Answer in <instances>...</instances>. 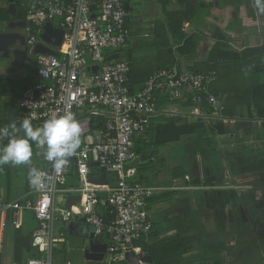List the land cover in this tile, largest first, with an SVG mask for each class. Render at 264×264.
Instances as JSON below:
<instances>
[{
    "label": "built area",
    "instance_id": "2783aa9c",
    "mask_svg": "<svg viewBox=\"0 0 264 264\" xmlns=\"http://www.w3.org/2000/svg\"><path fill=\"white\" fill-rule=\"evenodd\" d=\"M125 1L33 0L28 8L27 44L31 51L49 22H57L64 31L63 44L57 55L35 54L36 81L17 101L20 114L0 127L19 126L26 117L34 127H39L52 114L70 112L80 124L81 144L61 171H55L52 162L45 158L46 146L37 145L33 164L43 173L41 186L14 202L0 198L1 228L7 226L10 215L22 211H31L38 221L31 245L41 256L27 264H54V250L63 242L55 236V224L74 217L92 228L96 236L110 235L108 264L126 261L127 255L138 259V264H149L142 262L147 253L140 243L152 230L148 205L159 188L135 180L141 158L136 140L150 129V120L158 113L156 94L168 93L173 100H186L190 92L204 93L206 97L198 96L197 102L206 101L214 116L225 124L231 122L221 114L224 99L208 91L217 80L215 72L200 73L175 65L154 72L139 92L132 90L129 64L110 61L105 53L127 44L130 30ZM183 29L189 31L190 24L185 23ZM193 114H200V110ZM93 117L105 118V127L92 131ZM3 144H7L6 139L0 146ZM72 158L78 161L77 183L66 186ZM94 166L101 170V175L105 171L106 176L112 174L115 180L108 179V185H95ZM59 194L65 196L63 207ZM71 197H80V201L68 209ZM12 224L18 226V220L12 219Z\"/></svg>",
    "mask_w": 264,
    "mask_h": 264
},
{
    "label": "crops",
    "instance_id": "0c3cea01",
    "mask_svg": "<svg viewBox=\"0 0 264 264\" xmlns=\"http://www.w3.org/2000/svg\"><path fill=\"white\" fill-rule=\"evenodd\" d=\"M32 1L33 0H29L27 4ZM128 2L129 8L132 11L131 13L135 16V20L134 27L132 28L130 26L131 33L126 46H128L129 41H131V43L135 46V49L138 51L140 50L141 53L140 55L130 53L126 57V60L121 59L122 51L120 50L111 52L107 51V53L109 57L119 54V57L114 60L109 59L110 61L126 62L130 65L129 79L131 82L132 90L136 92L141 90L144 85V82L147 81V78L151 75L153 71H155V69H159L162 66L167 67L169 65L168 55L166 53L169 51V49L164 47L170 46L169 48H173L176 52L178 42L175 41L170 34L168 36L166 35V37L162 39L163 41H158L160 37L156 38L155 33L164 32L165 30H167V12L173 13L176 11H182L185 8V4L182 3V0H128ZM192 2L195 7H200L202 4L209 5L210 7L209 12L207 9L201 12L200 16L197 18V21L199 22L197 26L192 23H189L191 28L189 29V31H185L189 34L194 32H200L202 40L197 50V55L194 58L195 60L193 59L189 61L183 57H179L178 55H176V60L178 62V65L180 64L179 67L181 69L190 70L189 67H194L195 65H197L199 69H207V63L210 60V54L214 47H216L217 45L224 50H229L228 47L233 46L234 44L238 45V48L234 50V52L238 53L246 49L259 48L264 45V13H261L257 9L255 0H192ZM26 5L24 3H21L20 5L17 4L16 15H9L7 13L8 5L0 1V12L5 11L10 17L8 22L0 23V33H6L3 30L6 27L5 25H8V29H10L9 24L14 23L12 20H14L16 16H18V12L23 10ZM131 17L132 16L128 18L129 22L131 21ZM53 25L55 28L60 29L57 22H53ZM220 37H227L228 42H221L219 40ZM160 42L164 44H161ZM40 44L48 47V45L45 44L42 39L39 40L37 45ZM159 44L162 46L160 48H162L163 50L158 49ZM52 49L57 52L58 48ZM34 50H29V56L30 58H32V61L26 62L25 66L22 68H13L11 66V68L8 70L7 68H5L4 64H1L0 66V124L2 125H6L9 123L8 122L6 124H3V122L6 121V118L10 116V106L13 105L15 106V108H17V101L20 98V95L22 94V92L28 89H25L28 84L26 83L23 84V89L16 92L15 87L18 88V85H20L21 83L17 82L18 79L27 81L28 78L31 77V82L35 83L36 81L37 67L35 64ZM2 55L3 53L0 52V59H3ZM160 57L165 60L161 59ZM12 59L14 61L13 57L11 58V60ZM31 63L35 64V68L32 70L31 74L24 75L18 72L15 77L11 75L16 74V70L24 69L26 65ZM11 69L15 71V73H10ZM247 71H243L242 73V75H247V77L244 76V79L250 78L252 76ZM258 76H264V74H260ZM6 84H8L9 87L5 88L4 86ZM10 86L12 88H10ZM255 88L256 86H252L250 89L253 91V89ZM227 89H229L228 86ZM246 92L247 91H243V94L245 95ZM248 94H251V91H249ZM239 107L237 108V111L239 110ZM178 109L179 107L172 108L174 112H176ZM246 111L248 112L247 108ZM250 113H254V110H251ZM252 121L261 124L262 120L256 118ZM11 122L12 121H10V123ZM223 138H225V136ZM223 138L217 139L218 142H216V149L218 148L219 140L221 143V139ZM257 138H259L260 141L261 139H264V137L261 136H257ZM222 141H224V139ZM3 166H0V171H2V169L4 168ZM20 171L22 172V175ZM72 174L73 178L71 177ZM101 176L102 175H95L93 177L92 173V180L100 179ZM140 176H143V174L140 173ZM69 178L72 180H70ZM144 178L145 179L143 181H145L144 183H146V185L150 187L159 188V190L152 197L153 199L150 200L148 205L150 220L153 223V235L151 238H147V242L156 244L167 239H174L177 237L181 238L184 237L186 234H196L197 229L193 228L188 230L185 227V225L187 224V218L184 210V205H190L192 207H195L190 201L191 198L197 197L198 191L205 190L206 192V190L208 189L186 184H176L175 182H177L178 180H173L172 174L170 172L167 173V175H164L162 170L160 172V176L156 177L157 180L154 181V184L151 183V179H149L148 177ZM107 179H110L109 175L107 176ZM166 179L168 180L163 183V181ZM110 181L112 180L110 179ZM66 182L67 184H69V182L70 184L72 183L70 186H74L77 183V175L74 174L73 164L71 168V173L68 176ZM219 188V186H212L211 189H209L211 191L210 197L212 198V200L213 198H215V195L220 193ZM220 189L223 190V187H221ZM33 190L34 187L30 184L28 178L27 165L15 166L14 176H11L10 174L9 176L4 175L2 180H0V198L8 202H14L20 199H24L26 198V196L30 195ZM209 212V224H211L210 227H213L215 224H218L220 220L224 221V218H226L225 230L227 233L231 231V224L228 222V208L225 210L226 217H221L220 219L217 210L211 209ZM12 219L18 220L19 225L14 226L12 224ZM58 223L59 228L58 231L55 228V236L56 238L63 240V242L59 243L56 249L54 250V264H62L65 261L72 262L71 259L62 255V252L66 250V245H68L69 242L71 244L72 240H76V244L77 240H80V242H78L77 244V248L80 247V251L81 253H83V257L86 264H103L94 260L87 261L85 259L84 254V250L88 248L87 239L82 238L78 235H73L79 224H82L87 228L90 227H88L82 221L79 220H77V224H74L73 226H71V221H58ZM37 227L38 221L36 220L34 214L31 211H22L17 215H10V217L8 218L7 226L5 228H1L0 226V264H27L30 259L34 257H40L41 255L31 245L32 235L37 229ZM57 232H59V236H57ZM198 232L200 236L203 234L202 230H199ZM105 236L106 234H102L96 237L99 238V241H105L109 245L110 239L107 240ZM198 247H203L201 241L199 243L194 242V250L187 257H196L193 254L198 252ZM69 252L70 250H68L66 253ZM26 257L29 258L25 260ZM106 259L107 258L105 257L104 264H108V261H106ZM195 259L201 260L202 258L200 256ZM122 262L123 261L113 264H121Z\"/></svg>",
    "mask_w": 264,
    "mask_h": 264
},
{
    "label": "trees",
    "instance_id": "16d2710c",
    "mask_svg": "<svg viewBox=\"0 0 264 264\" xmlns=\"http://www.w3.org/2000/svg\"><path fill=\"white\" fill-rule=\"evenodd\" d=\"M15 2L18 5H20L22 3V0H15ZM30 3L31 2H29L26 5V7L20 11L24 19H27V13ZM182 3L185 4V8L182 11L166 13L167 30H165L164 32L155 33L156 38L160 37L158 41L159 40L163 41L162 39L165 38L166 35L168 36L170 34L172 38L178 42V46L176 47V52L174 51L173 48H169L170 47L168 46L169 44L166 45L168 47H164V48L169 49V51L166 52L168 55L169 65L167 67L162 66L159 69H155V71H153L151 75L156 71L168 69L175 65H178V62L176 60L177 59L176 55H178L179 57H183L189 61L193 60L197 55V50L202 40L200 32H196V33L194 32L191 34L186 33L183 29V26L184 23H192L195 26H197L199 24L197 18L204 10L207 9L209 12L210 6L202 4L200 7H195L192 0H182ZM125 6L127 9L128 18H130V16H132L131 13L132 11L129 8L128 0L125 1ZM9 19L10 17L5 11L0 12V23L8 22ZM128 28L129 30L131 29L129 21H128ZM219 40L221 42L222 41L228 42L227 37H220ZM160 43L164 44L162 42ZM160 47L162 46L159 44L158 45L159 50L162 49ZM122 50L123 49H121L120 51ZM160 58L163 59L162 57ZM189 69L198 71L200 73H212V72L216 73L217 80L208 87V91L209 93L215 95L216 97L222 100L224 99L225 108L221 113L222 117L225 118L226 120L235 121L234 123L235 125L238 124L239 126H241V127L239 126L237 127L238 129L235 130L236 132L239 133L242 132L246 135L252 134V131H250L251 128H248L247 125L250 123V121L254 119V115H253L254 113H250L251 112L250 108L253 107V105L251 104L249 105V108H247L249 109L247 112V116L242 117L239 114H237L238 113L237 108L239 106H242V100L245 96L243 92L242 91L241 93L236 92L234 93L235 95H233V97H230L228 98V100H225L224 97L225 94L221 92H217L216 90L213 89V86L218 82L219 79H221V77L223 76L228 77V75L230 74L242 75L243 71H247V70H248L247 72L252 76H256V75L258 76L260 74H264V45L259 48L246 49L239 53L231 50H224L217 45L216 47H214V49L210 54V60L207 63V69L204 70L199 69L197 65H195L194 67H189ZM150 76L147 78V80L150 78ZM31 80L32 78L29 77L26 82L28 84L25 87V89L30 88L31 85L34 84L33 82H31ZM235 82L236 79L233 80V82L231 81V85ZM144 85L141 88V90L144 88ZM230 91L231 89L229 90V92ZM198 96H202L205 98L206 94L198 93V92H190L186 96V100H173L171 99L168 93L164 95L156 94L157 100L155 102V105L158 113L154 118L150 120V125H151L150 129L138 135L136 140V149L141 156L140 164L138 165V174L135 179L137 182L146 185V183H144L145 181H143L145 178L143 176H140V173H142L143 170L142 167L144 166L145 163L149 162V160L153 161V158L155 159V151L153 150L154 148L161 149L162 147H166L168 145L179 144L183 138H193L191 140H195L196 138L200 137L202 134L211 135L213 137H216L217 139L223 138L225 135L229 134L224 121L221 120L219 117L213 115L211 106L206 101H203L202 103L197 102ZM248 96L249 98H252L253 102L255 103L253 110H256V117L257 119L262 120L261 125L264 127V84L256 85V88L253 89V91L251 90V94H248ZM178 103H179V109L176 112H174L171 106ZM10 107H11L10 116L6 118V121L3 122V124H6L8 122L10 123V121H13L16 118V116L20 114L18 107L15 108V106L13 105H11ZM196 109L200 110V114H193V111ZM106 122L107 120L103 117H93L91 123V130L96 131L98 129L105 127ZM240 129L242 130L239 131ZM236 132H233L234 133L233 135H237ZM216 147H217V143L215 142V151L216 154H218V148L216 149ZM36 148L37 145L33 144L32 145L33 155L29 164H27V172L29 167H34L33 160H34V156H35L34 154ZM198 157H199L198 153H194L192 151H186L181 165L176 166L174 168L171 167L170 169L168 164L165 166V169L171 171L173 180L181 178L184 180V183L186 185L205 188L206 177L200 176V169L202 167V162L200 163V159ZM164 160H166V158L159 157L158 161L160 168L164 167L162 164ZM92 173H93V177L95 175L100 176L101 170L98 167L94 166L92 168ZM263 176L264 175H262V177ZM71 177L73 178V174ZM216 178L217 177L214 178L213 176L212 181L214 182ZM219 184L211 185V186L208 185L207 187L211 188L212 186H219L221 188ZM249 186L252 187L250 191L254 190L256 192L262 190L264 192V181L262 183H260L259 180L252 181L249 184ZM227 188H228L227 190L225 189L223 191H219L220 194L222 192L224 193L222 197L225 198L228 197L225 196V194L226 195L230 194L229 189L230 188L233 189L231 185L229 187L227 186ZM210 193L211 191L205 192L200 190L197 193V198L201 199L203 197L204 198L208 196L210 197ZM235 201H237V199H234L232 201L228 213V222L231 224L230 225L231 230L232 227L234 228V226L236 225L234 211L232 210L233 206L235 207L236 205ZM263 201L262 203L258 201L259 205L257 207L254 205L253 207V210H255L256 212L258 211L259 214H262L264 209ZM222 202L223 201L221 200V203L217 205V200L213 199V203L216 205L217 208L220 209L226 208V205H224ZM228 206L229 205H227V208ZM248 210L252 211V208L249 206ZM248 217L244 219V221H242V224L240 223L241 225H238L239 228L237 233H235L234 231H230L227 233L225 230L226 221L220 220L218 224H215L213 227L210 226L207 227V225L206 227H202V228L200 227L201 228L200 230L203 231V234L201 236L199 235L198 232L199 230H197L196 234L194 233L186 234L184 237L167 239L158 242L156 244L149 243L147 242L146 239L142 241L140 245L143 244V249L146 251L147 255L152 257L153 264H192L194 261H196L195 257L188 258L187 256L190 255L194 250V242L199 243L200 241L201 244L205 246V249L207 248L206 249L207 253L204 254L202 257L212 259L213 264H225L224 263L225 258L223 252L230 255V259H232V257L235 256V260L236 262L238 261V264H259V261H257V259L254 258L255 260L253 261L252 259H246L245 256H247L248 249L253 247L257 240L260 239L262 241V239H264V237H262L261 235L264 232V228H262V226L259 225L258 230L253 229L254 218H252L253 224H251L249 220L250 217L249 219ZM220 218L221 217H219V219ZM152 233H153V226L148 237L151 238L153 235ZM234 240L235 242H237L236 247H232L230 244ZM254 254L256 255L257 253ZM121 264H129V262L123 261Z\"/></svg>",
    "mask_w": 264,
    "mask_h": 264
},
{
    "label": "rangeland",
    "instance_id": "374dc122",
    "mask_svg": "<svg viewBox=\"0 0 264 264\" xmlns=\"http://www.w3.org/2000/svg\"><path fill=\"white\" fill-rule=\"evenodd\" d=\"M0 1L8 5V0H0ZM28 1L29 0H22V3L26 5ZM134 20H135V16L132 14L131 21H130V26L132 28L134 27ZM129 44L122 50V57H121L122 60H126V57L130 53L135 54V55H140L141 53L140 50L139 52L138 50L135 49V46L131 43V41H129ZM237 46L238 45L234 44L233 46H229L228 49L234 51L236 50V48H238ZM1 64H4L5 68H7L8 70L11 68V62L8 61V59H0V66ZM34 68H35L34 63L28 64L26 65L24 69L16 70L17 73L11 74V75L15 77L18 74V72L24 75L25 74L29 75L32 73V70ZM10 73H15V71L11 69ZM244 76L247 77V75H234V74H230L228 75V77L223 76L213 86L214 90L225 94L224 95L225 100H228V98L233 97V95H235L234 93L236 92L241 93V91L242 92L247 91L246 92L247 95L245 94L242 100V106L239 107V110L237 113L242 117L247 116L246 108H249V105L252 104L253 107H251L250 109L251 110L254 109L255 103L253 102L252 98H249L248 96V92L251 91L250 88L252 86H256L259 84H264V76H251L250 78H247V79H244L245 78ZM235 79H236V82L231 85V81L233 82V80ZM17 82L19 83L21 82V83L20 85H18V88L15 87L16 92L23 89V84H26L27 81L18 79ZM227 86L229 87V89H227ZM4 87L7 88L9 86L8 84H6ZM10 88L12 87L10 86ZM230 89L231 91L229 92ZM175 107H179V103L171 106V108H175ZM253 115H254V119H256L257 117H256L255 110H254ZM250 123H249L250 125L249 124L247 125L248 128H251L250 131H252V134L250 135H246L242 132L240 133L236 132L235 130L238 129L237 127L239 125L238 124L235 125L234 122L225 124L229 134L225 135V138H223L224 141H222L223 139H221V143L219 140L218 154H216V156L214 155V153L216 152L215 142H218L217 138L211 135H207V134H204V135L202 134L200 137L196 138L195 140H191L193 138H183L179 144L168 145L166 147H162L161 149L154 148L153 150L155 151V159L153 158V161L149 160V162L144 164V166L142 167L143 177H148L149 179H151V183L154 184V181L157 180L156 177L160 176L161 170L164 173V175H167V173L169 172L171 173V171L165 169L166 165L169 164V167L171 169V167L174 168L182 164L186 151H192L194 153H198L199 155L198 158L200 159V163L202 162V167L200 169V176L206 177V181H205L206 187L204 189H208L206 190L207 192L210 191L209 189H211L207 187L208 185L211 186V185H216L219 183H220L219 185L223 187V190L228 189L227 186L229 187L230 185L231 187H233V189H235L233 190L230 188L229 189L230 194L228 195L225 194V196H228L226 198L222 197V195L224 194L223 192L221 194L218 193L217 195H215V198H213L214 200H217V205L221 203V200L223 201L222 203L226 205V208H227V205H229L228 209L230 208L232 201L234 199H237V201H235L236 205L235 207L233 206V209H232L234 211L236 225L234 226V228L232 227L231 231H234L235 233H237L238 228H239L238 225H241L242 221H244V219H246L248 216L250 217V219L249 217L248 219L250 220L251 224H253L252 218H254L253 229L258 230L259 225H261L262 228H264V209H263L262 214H259L258 211L256 212L255 210H253L254 205L256 207L259 205L257 202V199L261 193L259 192L257 194L254 190L249 191V193L247 192V194L243 192L244 190H247L250 187L249 184L252 181L259 180L260 183L264 181V176L262 177V175H264V139L260 138L261 139L260 141L259 138H257V136L264 137V127L261 126V124L258 122L250 121ZM241 130L242 129H240L239 131ZM233 132H236L237 135H233L234 134ZM229 135L231 136L229 137ZM159 157L166 158V160H164L162 163L164 166L163 168H160L159 161H158ZM3 167L4 168L2 169V171H0V180H2L4 175L9 176L10 174L11 176H14L15 166L4 165ZM20 173L22 175L21 171ZM213 176L214 178L217 177L214 180V182L212 181ZM109 178L112 179V181L115 180V176L112 174H109ZM167 180L168 179L164 180L163 183L166 182ZM176 180H178L177 182H175L176 184L179 183L181 185H185L183 179L179 178ZM71 184L70 182L69 184H67L66 182V186H70ZM66 186L64 188H66ZM219 190L223 191L222 189H219ZM255 193L257 196L255 195ZM64 198H65L64 195L59 194V199H61L60 206L62 207L64 206V204L62 203ZM255 200H256V203H254ZM190 201L192 202V205H194L195 207H192L190 205H184L185 206L184 210H185V214L187 218V224L185 225V227L188 230L193 229V228L200 230V227L201 228L206 227V225L207 227L211 226V224H209L210 223V218H209L210 212L209 211L211 209L217 210L218 215L220 217H226V213L224 212L226 208L224 209L217 208L216 205L214 204L216 202L213 203L212 198L209 196L206 198L203 197L201 199H198L197 197H193L191 198ZM259 202L262 203V201H259ZM249 206L252 208V211L248 210ZM200 213H201V216H200ZM225 219L226 218H224V221H226ZM55 228L58 231V228H59L58 222ZM263 233L261 234L262 237H264ZM56 234L57 236H59V232H57ZM257 241L255 243L256 245L254 244L255 249H254V246L248 249L247 256L245 257L246 259H252L253 261L257 259V261H259V264H264V239H262V241L260 239ZM78 242H80V240L79 241L77 240V244ZM233 243L234 244L232 245V247H236L237 244L235 240L233 241ZM77 244H76V240H72L71 244L69 242V244L66 245V250L62 252V255L71 259L74 264H86L84 257H83V253H81L80 247L77 248L78 246ZM141 248H143V244L141 245ZM199 248L200 247H198L197 249L198 252L193 254L196 256L195 258L200 257V256L202 257L204 254L207 253L204 245L202 248L200 249ZM68 250H70V252L66 253ZM254 253H257V254L255 255ZM223 254L225 258V262H224L225 264H238V261L236 262L235 260V256H233L232 259H230V255L226 254L225 252H223ZM191 257H194V256H190L188 258H191ZM28 258L29 257H26L25 260H27ZM193 263L213 264V260L210 258L202 257L201 260L197 259Z\"/></svg>",
    "mask_w": 264,
    "mask_h": 264
},
{
    "label": "clouds",
    "instance_id": "9594fccd",
    "mask_svg": "<svg viewBox=\"0 0 264 264\" xmlns=\"http://www.w3.org/2000/svg\"><path fill=\"white\" fill-rule=\"evenodd\" d=\"M257 9L264 13V0H255ZM234 122V121H231ZM81 127L75 116L66 112L57 116L52 114L41 126L34 127L31 119L24 118L19 126L0 127V166L27 165L32 158V145L46 146L45 158L52 162L55 171H61L68 162L67 158L75 154L81 144ZM30 184L39 188L43 182V173L37 167H29ZM31 264H38L32 261Z\"/></svg>",
    "mask_w": 264,
    "mask_h": 264
},
{
    "label": "water",
    "instance_id": "95a60500",
    "mask_svg": "<svg viewBox=\"0 0 264 264\" xmlns=\"http://www.w3.org/2000/svg\"><path fill=\"white\" fill-rule=\"evenodd\" d=\"M7 13L9 15H16L17 13V3L15 0H8V10ZM10 29H16L18 26L15 23L9 24ZM42 41L48 45V47L40 44L37 45L34 53L35 54H49V55H57V52L52 48H60L63 44L64 39V31L62 29L55 28L53 23H47L44 27V33L41 36ZM17 45V38L15 34L11 33H0V52L3 53V59H11L14 58V61L11 63L13 68H22L25 66L26 62H31L32 58L29 56V48L26 46L25 48H15ZM15 48V49H13ZM119 57V54L110 56V60L116 59ZM94 72L96 73V68H94ZM73 171L74 174H78V161L76 158H72ZM95 185H108V179L103 172L100 179L92 180ZM76 201H80V197H71L68 201L67 208L70 209ZM77 224L76 218L71 219V226ZM73 235H78L82 238L87 239L88 248L84 250L85 259L87 261H98L100 263H104L108 244L105 241H99V238L96 237L95 231L92 228H87L86 226L79 224L76 231ZM106 239H110V235L106 234ZM135 244H139V241H135ZM126 260L129 263L138 264V259L127 255ZM142 262H146L149 264H153V259L151 256H146L142 259Z\"/></svg>",
    "mask_w": 264,
    "mask_h": 264
},
{
    "label": "flooded vegetation",
    "instance_id": "af4514ba",
    "mask_svg": "<svg viewBox=\"0 0 264 264\" xmlns=\"http://www.w3.org/2000/svg\"><path fill=\"white\" fill-rule=\"evenodd\" d=\"M17 26H18V28L17 29H15V30H10V29H8V25H5L6 27H5V29H3L6 33H12V34H15L16 35V38H17V45H16V47L15 48H21V49H23V48H25L26 46H27V39H28V30H29V23H28V21H27V19H24L23 17H22V14H21V12H18V16H16L15 18H14V20H12ZM11 21V22H12ZM15 48H13V49H15ZM12 58V57H11ZM33 59H34V57H33ZM10 62H12L13 61V59L11 60H9ZM32 64V63H31ZM252 189V187L250 186L247 190H244L243 192L244 193H246L247 194V192L249 193V191ZM233 190H235V189H233ZM261 193L260 195H259V197H258V199H260V200H258L257 198V202L258 201H263L264 200V192L261 190V191H256V193L258 194V193ZM256 193H255V195H256ZM257 196V195H256ZM255 202H256V200H255ZM231 244V246L234 244L233 243V241L230 243ZM236 244H237V242H236Z\"/></svg>",
    "mask_w": 264,
    "mask_h": 264
},
{
    "label": "bare ground",
    "instance_id": "6f19581e",
    "mask_svg": "<svg viewBox=\"0 0 264 264\" xmlns=\"http://www.w3.org/2000/svg\"><path fill=\"white\" fill-rule=\"evenodd\" d=\"M127 45V44H126ZM125 45V46H126ZM125 46L123 47V48H125ZM27 47H28V44H27ZM29 48V47H28ZM123 48H121V49H123ZM120 49V50H121ZM29 50H30V48H29ZM107 51H113V50H107ZM107 51H105V53H106V55H107V57L110 59V57H109V55H108V53H107ZM114 60V59H113ZM96 68V67H95ZM97 69V68H96ZM93 71H94V69H93Z\"/></svg>",
    "mask_w": 264,
    "mask_h": 264
}]
</instances>
